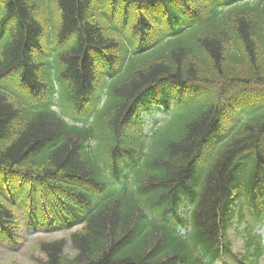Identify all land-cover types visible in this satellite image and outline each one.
<instances>
[{
    "label": "trees",
    "instance_id": "obj_1",
    "mask_svg": "<svg viewBox=\"0 0 264 264\" xmlns=\"http://www.w3.org/2000/svg\"><path fill=\"white\" fill-rule=\"evenodd\" d=\"M245 221L235 255L227 234ZM251 221L264 0H0L2 246L71 231L38 238L33 261L259 264Z\"/></svg>",
    "mask_w": 264,
    "mask_h": 264
},
{
    "label": "rangeland",
    "instance_id": "obj_2",
    "mask_svg": "<svg viewBox=\"0 0 264 264\" xmlns=\"http://www.w3.org/2000/svg\"><path fill=\"white\" fill-rule=\"evenodd\" d=\"M149 119V124L154 126L159 120L160 116H151ZM16 189H19L20 184L18 182L14 183ZM21 196L25 195L28 187L23 186ZM20 200V199H19ZM69 232L56 233V234H46L44 232L33 233L25 232L23 234V242L21 247L16 252H11L5 248L0 247V264H36L32 259V254L34 253L35 257H38L39 254L35 251V242L38 238H48V239H57V238H68ZM239 235L233 233L231 239L233 241V250L235 253L240 252L241 246L239 241Z\"/></svg>",
    "mask_w": 264,
    "mask_h": 264
}]
</instances>
